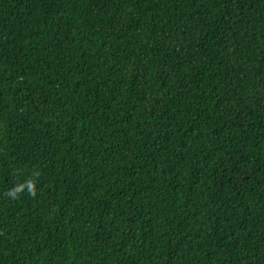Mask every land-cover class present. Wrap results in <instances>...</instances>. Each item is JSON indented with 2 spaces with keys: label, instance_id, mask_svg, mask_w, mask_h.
Listing matches in <instances>:
<instances>
[{
  "label": "trees",
  "instance_id": "1",
  "mask_svg": "<svg viewBox=\"0 0 264 264\" xmlns=\"http://www.w3.org/2000/svg\"><path fill=\"white\" fill-rule=\"evenodd\" d=\"M0 264H264V0H0Z\"/></svg>",
  "mask_w": 264,
  "mask_h": 264
},
{
  "label": "clouds",
  "instance_id": "2",
  "mask_svg": "<svg viewBox=\"0 0 264 264\" xmlns=\"http://www.w3.org/2000/svg\"><path fill=\"white\" fill-rule=\"evenodd\" d=\"M39 176L38 172H33L32 176L23 182L18 183L13 188L9 189L5 194L13 199H18L19 194L27 189V193L35 197L36 196V180Z\"/></svg>",
  "mask_w": 264,
  "mask_h": 264
}]
</instances>
